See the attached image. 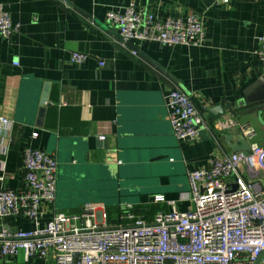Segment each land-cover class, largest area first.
I'll list each match as a JSON object with an SVG mask.
<instances>
[{
  "label": "crops",
  "instance_id": "obj_1",
  "mask_svg": "<svg viewBox=\"0 0 264 264\" xmlns=\"http://www.w3.org/2000/svg\"><path fill=\"white\" fill-rule=\"evenodd\" d=\"M131 1L0 0L20 26L10 39L0 36V117L11 122L0 138V191L25 190L26 147L58 163L56 201L41 205L36 223L7 219L12 231L43 230L57 213L77 215L86 204L105 211L111 226L128 223L127 213L151 222L158 210L169 209L154 201L159 195L188 211L189 173L234 152L242 142L240 124L253 125L264 147V126L251 113L264 81V64L253 53L264 36V0H134L159 21L203 19L202 48L133 42L165 73L133 55L106 21L108 12L123 13ZM73 53L87 59L77 64ZM174 88L206 118L221 103L231 109L222 120L208 119L212 134L179 142L165 106ZM0 264L47 261L20 254Z\"/></svg>",
  "mask_w": 264,
  "mask_h": 264
},
{
  "label": "built area",
  "instance_id": "obj_2",
  "mask_svg": "<svg viewBox=\"0 0 264 264\" xmlns=\"http://www.w3.org/2000/svg\"><path fill=\"white\" fill-rule=\"evenodd\" d=\"M106 21L117 28L124 45L153 42L202 48L206 44L203 19L196 14L159 21L140 12L133 0L123 13L108 12ZM19 29L0 4V36L10 39ZM253 53L264 64V36ZM86 59L84 54H72L77 64ZM165 106L179 142H193L200 132L213 133L208 118L183 90L172 89ZM10 130L11 122L0 117V138ZM239 130L251 154L226 153L210 166L189 173L187 200L193 209L180 211L175 201L159 195L154 201L167 203L168 210H158L151 222L127 213L128 223L119 226L108 225L105 211L86 204L77 215L57 213L43 230L12 231L7 219L23 217L36 223L41 205L56 201V159L26 147L25 190L3 187L0 191V259L23 254L26 260L39 258L47 264H264V147L256 142L253 125L240 124Z\"/></svg>",
  "mask_w": 264,
  "mask_h": 264
},
{
  "label": "water",
  "instance_id": "obj_3",
  "mask_svg": "<svg viewBox=\"0 0 264 264\" xmlns=\"http://www.w3.org/2000/svg\"><path fill=\"white\" fill-rule=\"evenodd\" d=\"M68 2V0H67ZM121 40H123L121 38ZM129 48L132 49V51L139 53L140 55H142L143 57H145L146 60H149L151 63H153V65L155 67H157L158 69H160L161 71H165L163 68H161V66H159L158 64L154 63L153 61H151L147 56H145L144 54L140 53V51L138 50V48L133 44V42H128L126 44ZM165 73V72H164ZM169 77H172L170 74H167ZM259 87L262 88V91L258 94L259 96L253 100H251L252 102L255 103L256 107L252 108V112L251 113H256L257 114V118L258 121L260 122V124H262L264 126V118H263V114H264V81H261L259 84ZM230 106H226L225 104L221 103L218 106L211 108L208 112V119L212 120V121H219L224 119L227 116V112L230 110ZM204 135H206L205 132H200V136L204 137ZM208 137V136H207ZM242 140V142L239 140V145L237 146V148H235L234 152H244L246 155L251 154L250 152V146L248 144V142L244 139V138H240ZM230 140H234L233 138H229V142ZM259 264V263H257Z\"/></svg>",
  "mask_w": 264,
  "mask_h": 264
},
{
  "label": "trees",
  "instance_id": "obj_4",
  "mask_svg": "<svg viewBox=\"0 0 264 264\" xmlns=\"http://www.w3.org/2000/svg\"><path fill=\"white\" fill-rule=\"evenodd\" d=\"M139 211H143V210H140V209H136L135 210V212H139ZM152 211H155V209L153 208V209H150V212H152Z\"/></svg>",
  "mask_w": 264,
  "mask_h": 264
}]
</instances>
